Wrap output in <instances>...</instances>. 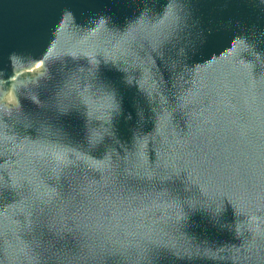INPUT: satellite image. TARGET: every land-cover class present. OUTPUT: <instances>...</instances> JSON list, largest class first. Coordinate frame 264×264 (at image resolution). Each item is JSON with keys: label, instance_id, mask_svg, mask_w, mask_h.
Masks as SVG:
<instances>
[{"label": "water", "instance_id": "water-1", "mask_svg": "<svg viewBox=\"0 0 264 264\" xmlns=\"http://www.w3.org/2000/svg\"><path fill=\"white\" fill-rule=\"evenodd\" d=\"M0 264H264V0H0Z\"/></svg>", "mask_w": 264, "mask_h": 264}, {"label": "rangeland", "instance_id": "rangeland-1", "mask_svg": "<svg viewBox=\"0 0 264 264\" xmlns=\"http://www.w3.org/2000/svg\"><path fill=\"white\" fill-rule=\"evenodd\" d=\"M5 100L8 104L15 103V98L13 94H9L7 97H5Z\"/></svg>", "mask_w": 264, "mask_h": 264}]
</instances>
